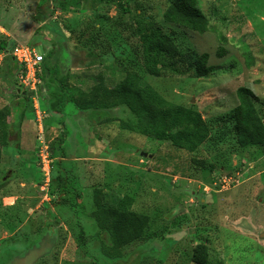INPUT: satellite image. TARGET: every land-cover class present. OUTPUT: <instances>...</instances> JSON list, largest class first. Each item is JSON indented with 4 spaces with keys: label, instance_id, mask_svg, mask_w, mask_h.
<instances>
[{
    "label": "rangeland",
    "instance_id": "374dc122",
    "mask_svg": "<svg viewBox=\"0 0 264 264\" xmlns=\"http://www.w3.org/2000/svg\"><path fill=\"white\" fill-rule=\"evenodd\" d=\"M167 4L0 0V44L11 46L0 49V109L26 106L24 114L15 108L19 124L8 120L0 155V264H195L198 244L209 264H264V146L241 149L228 121L245 87L264 124V0H199L211 27L204 34L166 23ZM136 19L154 23L193 59L206 54L209 72L145 74ZM218 35L226 40L221 58ZM14 43L42 56L34 85L9 65ZM130 71L167 101L193 105L208 130L190 140L170 128L130 132L113 120L133 122L125 107L79 111L70 102L99 76L112 86ZM95 189L107 206L130 195L132 210L150 218L145 237L119 260L100 252L110 241L91 218Z\"/></svg>",
    "mask_w": 264,
    "mask_h": 264
},
{
    "label": "trees",
    "instance_id": "16d2710c",
    "mask_svg": "<svg viewBox=\"0 0 264 264\" xmlns=\"http://www.w3.org/2000/svg\"><path fill=\"white\" fill-rule=\"evenodd\" d=\"M63 10V9H62ZM124 13L128 10L120 7ZM163 19L166 23L176 27L184 28L197 34L209 32L211 27L209 20L199 6V0H168L167 7L163 12ZM136 19L138 28L132 34L138 35L137 45L140 50V61L145 74L153 77L166 75H185L192 72L195 77L204 76L209 72L206 67L208 56L202 54L193 59L192 55L183 53L175 43V40L152 22H145ZM219 46L216 56L221 58L227 53L224 48L226 43L222 35H218ZM17 45L14 43L12 48ZM0 49L6 50L7 43H1ZM10 49L9 53L11 52ZM9 57V65L13 71L18 70L19 64ZM117 58L113 54V59ZM122 60H126L121 53ZM247 67L253 65V60L247 52L244 55ZM21 69V67H20ZM22 73L20 70L19 75ZM61 90H66L62 84ZM28 98V96H25ZM24 97V99H25ZM238 104L228 115L235 142L241 149L264 146V124L260 118L253 102L252 92L245 87L236 90ZM70 102L79 111H98L114 107H125L132 115L133 122L127 123L121 119H113L119 123L122 129L130 132H138L145 128H170L167 133L179 138H187L207 131L205 121L201 114L196 111L193 105L184 109L163 98L154 88L146 84L142 76L136 71H130L118 80L114 85L108 86L101 76L96 80L89 91H78L70 95ZM19 113L26 112V106L19 100L15 107ZM15 108L5 106L0 109V155L1 149L7 146L8 120L12 118L14 125L19 124V113L16 115ZM182 115L174 125H170L173 118ZM175 127V128H174ZM172 128L176 130L174 133ZM62 176V175H61ZM60 191H66L64 181L60 179ZM49 192H53L50 188ZM102 191L95 189L92 193L94 210L91 213L95 225L100 232L107 234L110 245L101 243L100 252L103 257L109 260H119L123 257V249L143 239L149 227L150 218L144 213L132 210L134 199L130 195L119 198L114 206H107L102 202ZM77 245L83 246V234L77 239ZM209 254L206 245L198 244L193 250L191 261L195 264H209Z\"/></svg>",
    "mask_w": 264,
    "mask_h": 264
},
{
    "label": "built area",
    "instance_id": "2783aa9c",
    "mask_svg": "<svg viewBox=\"0 0 264 264\" xmlns=\"http://www.w3.org/2000/svg\"><path fill=\"white\" fill-rule=\"evenodd\" d=\"M10 55L22 69L20 81L23 84H27V79H31L32 85H34L35 80L33 79V76L35 75V73H37L38 75L40 73V64L42 62V56L37 55L35 53L34 48L28 47L24 44L15 45L12 48Z\"/></svg>",
    "mask_w": 264,
    "mask_h": 264
}]
</instances>
